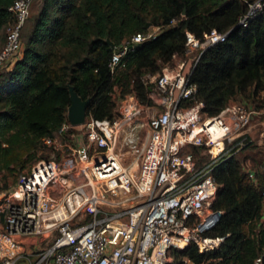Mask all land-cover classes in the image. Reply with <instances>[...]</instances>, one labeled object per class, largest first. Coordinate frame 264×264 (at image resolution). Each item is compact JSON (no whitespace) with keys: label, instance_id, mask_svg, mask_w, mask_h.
<instances>
[{"label":"built area","instance_id":"1","mask_svg":"<svg viewBox=\"0 0 264 264\" xmlns=\"http://www.w3.org/2000/svg\"><path fill=\"white\" fill-rule=\"evenodd\" d=\"M32 2L9 6L14 18L0 68L11 69L23 55ZM263 5L249 1L239 24L247 25ZM160 29L153 24L123 41L110 59L112 71L125 65L129 48ZM228 35L216 27L203 36L187 30L185 52L146 73V101L115 85L113 117L68 119L42 137L52 154L21 172L0 201V264H18L28 243L38 254L32 264H168L174 248L195 242L206 251L221 244L225 235L211 233L225 212L214 205L220 187L214 169L246 148L253 126L264 121V89L217 113L198 97L192 72L203 51ZM242 165L258 180L264 157Z\"/></svg>","mask_w":264,"mask_h":264},{"label":"trees","instance_id":"2","mask_svg":"<svg viewBox=\"0 0 264 264\" xmlns=\"http://www.w3.org/2000/svg\"><path fill=\"white\" fill-rule=\"evenodd\" d=\"M34 1L22 29L23 55L11 69L0 70V172L21 173L44 147L42 137L69 119L70 84L91 97L88 116L115 115V85L146 101L150 83L144 74L185 52L187 30L198 36L213 27L229 30L225 40L203 51L191 75L206 111L217 113L264 86V5L247 25L239 24L253 0ZM12 2L0 0V31L14 18ZM153 24L161 25L158 34L129 48L125 65L112 71L114 48L107 39L119 46ZM243 160L232 156L214 169L220 184L214 205L225 212L211 233L224 240L206 251L195 242L174 248L168 264L186 258L197 264H264V169L258 165L256 180Z\"/></svg>","mask_w":264,"mask_h":264},{"label":"rangeland","instance_id":"3","mask_svg":"<svg viewBox=\"0 0 264 264\" xmlns=\"http://www.w3.org/2000/svg\"><path fill=\"white\" fill-rule=\"evenodd\" d=\"M40 2H41V0H35L34 1V3L37 5ZM33 12H34V9L31 10V15ZM6 33H7V25H5V27L2 28L0 31V49H1V43H2L3 39H6ZM0 70H3V68H0ZM144 79H146V73L144 74ZM259 87L261 90L264 89V86H259ZM263 119H264V116H263ZM79 126H81V124ZM252 134H253V140L248 144V146L246 148L242 149L237 154V156L240 157L241 159H244V160L250 157L253 160V162L257 165L264 157V121H262V122L260 121L253 126ZM51 154H52V150L50 149V147L45 146V147L41 148L37 152V157L35 159H33L32 162L22 170V172L24 170L29 169L30 166H32V164L35 163L40 157L50 156ZM20 174L21 173H19L18 175H15L13 173L11 174V173L4 172V171L0 172V201L4 198V195L6 193H8L12 189V187L15 185ZM3 217H4L3 212H0V223L3 219ZM39 237L40 236H35V238H37V240H39ZM45 242L46 241L43 240V245L45 244ZM36 250L37 249L33 243H28L26 245L25 251H23V253L20 257L18 264H32V263H34L38 259V254L36 253ZM172 251H171V255H172V259H173L174 257H173ZM194 262L195 261H193L189 258H186L184 264H192Z\"/></svg>","mask_w":264,"mask_h":264},{"label":"water","instance_id":"4","mask_svg":"<svg viewBox=\"0 0 264 264\" xmlns=\"http://www.w3.org/2000/svg\"><path fill=\"white\" fill-rule=\"evenodd\" d=\"M186 10L184 9V12ZM150 22L147 23V26ZM115 50H119L118 45L111 39H107ZM71 103L68 108V118L73 124H79L85 121L87 116L88 106L91 103V97L83 98L75 89L73 84H70Z\"/></svg>","mask_w":264,"mask_h":264}]
</instances>
